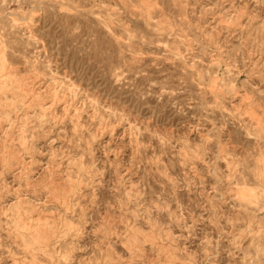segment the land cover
Returning <instances> with one entry per match:
<instances>
[{
    "label": "rangeland",
    "instance_id": "rangeland-1",
    "mask_svg": "<svg viewBox=\"0 0 264 264\" xmlns=\"http://www.w3.org/2000/svg\"><path fill=\"white\" fill-rule=\"evenodd\" d=\"M0 264H264V0H0Z\"/></svg>",
    "mask_w": 264,
    "mask_h": 264
}]
</instances>
